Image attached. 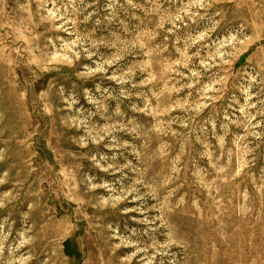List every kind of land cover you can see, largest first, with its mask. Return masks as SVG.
Masks as SVG:
<instances>
[{"label":"rangeland","instance_id":"374dc122","mask_svg":"<svg viewBox=\"0 0 264 264\" xmlns=\"http://www.w3.org/2000/svg\"><path fill=\"white\" fill-rule=\"evenodd\" d=\"M0 264H264V0H0Z\"/></svg>","mask_w":264,"mask_h":264}]
</instances>
